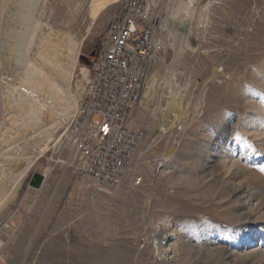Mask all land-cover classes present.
<instances>
[{
    "label": "rangeland",
    "instance_id": "obj_1",
    "mask_svg": "<svg viewBox=\"0 0 264 264\" xmlns=\"http://www.w3.org/2000/svg\"><path fill=\"white\" fill-rule=\"evenodd\" d=\"M16 1L0 0L5 27L14 24ZM115 1L38 5L44 23L80 42L71 80L78 98L80 66L90 68ZM173 3L152 6L163 44L150 73L158 83L132 114L143 138L122 188L98 189L75 173L69 120L0 211V264H264V0H193L171 16ZM186 24L189 45L181 49ZM0 35L2 119L4 79H13L16 63ZM170 87L190 106L175 127L159 111ZM164 220L177 230L166 258L157 251Z\"/></svg>",
    "mask_w": 264,
    "mask_h": 264
},
{
    "label": "bare ground",
    "instance_id": "obj_2",
    "mask_svg": "<svg viewBox=\"0 0 264 264\" xmlns=\"http://www.w3.org/2000/svg\"><path fill=\"white\" fill-rule=\"evenodd\" d=\"M192 1L174 0L170 15L177 14L179 10H190L189 3ZM16 2L18 8L12 26H4L6 4L2 5L0 15V34L3 32L6 36L4 45L7 58L16 63V75L12 80L4 79L2 92L4 115L0 120V211L16 201L21 179L37 153H48L51 144L56 141V131L72 119L78 105V95L71 92V80L80 42L72 34H64L52 24L42 21L41 15L37 14L41 0ZM209 2L202 3L206 7ZM94 7L99 9L100 5ZM94 7H91L93 17L97 12ZM166 19L169 21L170 17ZM188 31L186 24L179 42L181 49L189 45ZM79 75L81 78L78 82L87 81L89 69L80 66ZM156 82V75L149 76L142 91L143 97L152 94ZM159 109L160 114H170L167 121L172 127L182 118H188L190 113L184 94L171 87L166 106H159ZM164 153L165 157H170L173 150ZM160 229L156 250L166 258L171 249L169 242L176 240L177 230L168 220L163 221Z\"/></svg>",
    "mask_w": 264,
    "mask_h": 264
},
{
    "label": "built area",
    "instance_id": "obj_3",
    "mask_svg": "<svg viewBox=\"0 0 264 264\" xmlns=\"http://www.w3.org/2000/svg\"><path fill=\"white\" fill-rule=\"evenodd\" d=\"M153 3L120 0L114 5L68 124L70 166L109 192L120 190L132 169L143 131L131 117L162 57Z\"/></svg>",
    "mask_w": 264,
    "mask_h": 264
},
{
    "label": "trees",
    "instance_id": "obj_4",
    "mask_svg": "<svg viewBox=\"0 0 264 264\" xmlns=\"http://www.w3.org/2000/svg\"><path fill=\"white\" fill-rule=\"evenodd\" d=\"M96 53H97V51L94 53V58H95V56H96Z\"/></svg>",
    "mask_w": 264,
    "mask_h": 264
},
{
    "label": "water",
    "instance_id": "obj_5",
    "mask_svg": "<svg viewBox=\"0 0 264 264\" xmlns=\"http://www.w3.org/2000/svg\"><path fill=\"white\" fill-rule=\"evenodd\" d=\"M92 55H94V52L92 53Z\"/></svg>",
    "mask_w": 264,
    "mask_h": 264
},
{
    "label": "crops",
    "instance_id": "obj_6",
    "mask_svg": "<svg viewBox=\"0 0 264 264\" xmlns=\"http://www.w3.org/2000/svg\"><path fill=\"white\" fill-rule=\"evenodd\" d=\"M0 120H1V117H0Z\"/></svg>",
    "mask_w": 264,
    "mask_h": 264
}]
</instances>
